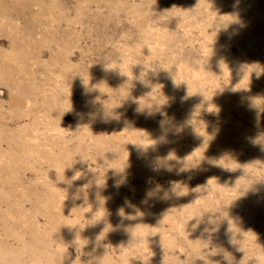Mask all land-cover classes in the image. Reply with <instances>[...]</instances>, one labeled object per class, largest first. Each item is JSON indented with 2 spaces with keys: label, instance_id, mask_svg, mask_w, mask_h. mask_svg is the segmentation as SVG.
Listing matches in <instances>:
<instances>
[{
  "label": "rangeland",
  "instance_id": "rangeland-1",
  "mask_svg": "<svg viewBox=\"0 0 264 264\" xmlns=\"http://www.w3.org/2000/svg\"><path fill=\"white\" fill-rule=\"evenodd\" d=\"M0 61V264H264V0H0Z\"/></svg>",
  "mask_w": 264,
  "mask_h": 264
},
{
  "label": "bare ground",
  "instance_id": "bare-ground-1",
  "mask_svg": "<svg viewBox=\"0 0 264 264\" xmlns=\"http://www.w3.org/2000/svg\"><path fill=\"white\" fill-rule=\"evenodd\" d=\"M15 55L19 56V50L15 51V54L13 56H15ZM11 58L10 57H6V58H4V60L8 61ZM13 59H16V58H13ZM7 61H0V77L1 76L10 77V75H11V72L9 70V64L6 63ZM10 83L12 85L16 86V82L15 81L10 80ZM11 101H13V103L18 105V106L23 104V101L22 100H17V98H14ZM0 105H1V102H0ZM5 116H6L5 112L0 111V145L2 146L3 142L6 145H8L9 149L12 150V152H13L11 154H7L8 158L13 160V161H17L18 158H19V154H20V146H22V142H21L20 139H21V137L23 135L26 134V132L23 131V130H19L18 128H15L16 130H10L9 126H7V122L5 121ZM19 141H20V144H19ZM3 170H4L3 168H0V171H3ZM2 185L5 187L4 182H2ZM7 190H8V193H9L10 197H13L14 196V191L11 190V189H7ZM2 202L7 204L6 208L9 211H8V214H7V218L5 220H3V219H0V220L4 224H9L10 222L14 221L13 213L15 212V210L12 207L13 205L10 203V200L8 199L7 195L3 196ZM2 212H3V209L0 208V215L2 214ZM21 240H23V236H16V241H21ZM0 241H4V240L0 238ZM11 247H9L7 245V249L9 250V252L12 251ZM15 257H21V255L18 252H16ZM6 261H8L6 264H22V263H19L17 258L11 259V257H8L6 259Z\"/></svg>",
  "mask_w": 264,
  "mask_h": 264
}]
</instances>
